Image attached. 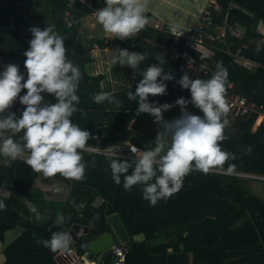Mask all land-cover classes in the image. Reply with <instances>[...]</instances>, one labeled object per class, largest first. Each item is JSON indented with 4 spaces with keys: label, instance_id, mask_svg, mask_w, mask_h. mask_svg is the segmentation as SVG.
Wrapping results in <instances>:
<instances>
[{
    "label": "trees",
    "instance_id": "1",
    "mask_svg": "<svg viewBox=\"0 0 264 264\" xmlns=\"http://www.w3.org/2000/svg\"><path fill=\"white\" fill-rule=\"evenodd\" d=\"M218 2L221 9L214 11L215 22L231 27L241 25L245 28L246 36L239 37L227 32L224 40L208 39L207 46L213 53L206 54L187 46L185 39L146 24L133 37L136 44L134 52L145 55V60L135 69L137 84L110 92L123 103L121 108L107 101L97 104L91 99L94 94L102 92L104 75L91 74L85 69L89 57L79 40V28L84 16L96 8H103L105 0H92L91 4L74 0L72 7L68 5L69 0H0V45L9 48L7 54L0 48V53L3 52L2 56L9 64L18 65L20 72L27 77L24 52L29 49L32 39L29 29L34 27L35 13L43 8L47 16H42L40 23L53 25L54 32L64 38L66 58L73 65H78L82 74L76 92L80 99L76 105L78 110L70 119L89 132L86 145L105 147L129 139L147 150L149 146L139 140L136 131L144 113L137 114L138 100H129L127 94L135 92L143 79V69L151 65L162 67V72L172 74L174 79L166 83L167 94L150 95V103L155 102L156 98L166 102L178 99L177 81L187 73L189 60L208 67L206 71H192L189 74L191 79H210L216 71V62H222L228 72L225 94L245 95L250 100L264 103V0ZM69 7L72 27L67 26L64 18V12ZM41 13L44 15V12ZM35 27L44 29L42 25ZM247 36L261 43H253ZM131 42L129 38L125 41L126 44ZM164 42L169 47L176 46L180 54L176 59L163 54L161 45ZM184 50L188 51L185 56ZM157 57L163 58L164 63L160 64ZM241 58L252 60L255 64L252 67L245 65ZM187 90L190 99V90ZM26 91L22 89L18 97L26 94ZM41 95L44 97L41 106L57 102L53 94L45 92ZM189 107V112L203 115L191 102ZM25 108L20 102L13 103L5 113H0V119L9 112L19 118ZM174 110L170 120L181 114V110ZM256 116L254 113L231 123L229 112L222 117V120H228V125L223 131L226 139L219 143L222 150L236 157L225 163V170L234 164V171L238 173L264 176V124L254 128ZM22 135L23 132L17 133L13 138L23 143L20 140ZM24 154L29 155L27 151ZM81 155L86 165L83 180L55 175L71 186L60 213L70 218L62 225H54L57 216L46 222H36L31 217L25 198L39 173L20 157L14 161L6 157L0 159V188L10 191L9 194L0 191V200L6 205V209L0 210V241L5 240L9 229L22 228L21 233L5 246V259L0 264H66L59 251L52 252L36 241L50 239L53 232L65 231L72 237L69 250L75 247L83 255L86 244L81 233L85 226L89 227V231L83 233L87 235L85 237L92 238L109 231V215L113 213L120 215L130 234V240L126 243V264H264V197L249 191L243 177L217 173L215 169L204 174L194 168L184 177L178 192L152 206L143 199L141 185H134L130 191H125L123 176L120 185L114 182L109 165L110 158L116 157L86 150H82ZM118 158L129 163L133 160ZM131 171L129 169L127 174H131ZM151 182H155V178ZM98 194H102L106 202L95 207L93 200ZM73 201L84 207L77 211ZM136 235L144 237L139 240ZM94 260L91 258V261Z\"/></svg>",
    "mask_w": 264,
    "mask_h": 264
},
{
    "label": "clouds",
    "instance_id": "2",
    "mask_svg": "<svg viewBox=\"0 0 264 264\" xmlns=\"http://www.w3.org/2000/svg\"><path fill=\"white\" fill-rule=\"evenodd\" d=\"M149 0H105V6L96 11L98 23L105 33L120 39L136 36L147 24L145 13L148 11ZM32 39L30 47L24 52L26 60L27 79L20 72L16 64H8L0 73V113H5L16 100L22 89L26 94L19 96V102L26 108L19 118L15 113L0 119V156L14 161L25 151L29 153L24 162L35 172L44 177L60 174L66 179L81 181L85 175V163L82 162L81 151L85 149L90 138L87 130H82L74 124L70 117L78 110L76 105L80 99L76 94L82 74L78 65H73L66 58L64 38L54 32L53 25H47L43 30L39 27L29 29ZM175 36L176 26L171 27ZM181 35V34H180ZM160 64L163 58L157 57ZM145 60V55L129 52L127 49H116L111 57L112 65H128L138 69ZM143 79L139 81L135 92H128L129 100H138L137 114L149 113L156 122L162 123L166 133L171 134V145L165 152V144L157 136L155 146L144 150L130 146L135 158L129 163L118 157L110 158L112 179L117 185L121 184L130 191L134 185H141L143 199L154 206L160 199H167L178 192L184 177L194 168L204 174L213 169L217 173L231 174L235 165L230 164L225 170L224 165L230 159H236L235 154L222 150L220 141L226 139L223 134L228 120L223 119L229 112L225 100L227 69L222 62H216V71L210 79H191L185 73L178 81L182 88L190 90V101L181 97L174 104L181 107V114L172 120H164L163 111L169 110L173 104L164 103L157 106L150 103L148 97L167 94V85L163 81L174 79L173 75L162 72V67L151 65L142 71ZM160 77V81H158ZM22 81H24L22 83ZM53 94L56 103L41 106L44 97L41 93ZM91 99L97 103L115 104L123 107V103L107 92L94 94ZM191 102L200 109L201 115L187 110ZM23 132L17 142L13 137ZM11 133V135H5ZM164 153L161 155V153ZM95 162L93 161V166ZM132 169L131 174H127ZM159 173V175H158ZM155 178V182L153 181ZM53 190L59 191L55 186ZM73 205L79 209L83 204ZM6 205L0 200V210ZM32 212H36L33 205H29ZM41 219L38 214L36 217ZM57 215L54 225H62L66 219ZM98 218V216H97ZM72 237L68 232H53L50 239H38L52 252H67Z\"/></svg>",
    "mask_w": 264,
    "mask_h": 264
},
{
    "label": "crops",
    "instance_id": "3",
    "mask_svg": "<svg viewBox=\"0 0 264 264\" xmlns=\"http://www.w3.org/2000/svg\"><path fill=\"white\" fill-rule=\"evenodd\" d=\"M87 2L91 4L92 0H87ZM216 4H219L218 0H149L148 11L145 13V16L147 17V21H148L147 25L152 26L157 21H162L167 25L177 24L179 26L191 27L194 24H196V22L199 20L202 10L204 8L209 7L213 9V7H215ZM97 10H99V8H96L90 14L85 15L83 18V23L79 28L80 43L82 44V47L85 49L86 55L89 57L84 67L91 74L104 75V78L101 81L102 92L110 93V92L121 91L122 89L125 88H130L137 84V76L135 73V69H132L128 65H120L119 63L112 65L111 57L113 55V51H115L116 49H127L129 52H134V48H130V45L134 42L133 41L134 39L133 37L129 38L131 39L132 42L130 44H126L125 41H127L128 38L120 39L118 37H112L111 34L109 33H105L102 26L97 21L96 18ZM215 10L217 11V9H214V11ZM227 29L228 32H231V34L233 35L239 37L246 36L245 28L242 27L241 25H236L234 27L227 25ZM248 39L256 44L261 43V41L258 39L249 38V37ZM162 45L161 47L163 48ZM194 49L206 54L213 53V50L207 46V43L203 47V50L197 48ZM163 54H164V49H163ZM241 60L242 62H244L245 65H248L250 67H252L255 64L252 60L246 58L245 59L241 58ZM192 71H195L193 69V64L188 63L186 67L187 74L189 75ZM180 87L182 86L179 83H177L176 92L178 98L180 97V93H179ZM183 94L188 95V90L186 89V93ZM127 140L132 142V140L129 139ZM127 140H122L121 142ZM52 187L53 186H38V184L35 181V183L30 188V191L25 198V202L27 203L28 207L31 204L37 210L36 212L30 211L31 217L36 222H46L56 217L58 214L60 215L61 208L63 207L65 201L67 200L68 194L71 190V186H69L67 194L62 195L65 196L64 202L59 206L58 199H60V194H55V191L52 189ZM0 191L4 194L10 193L9 190H5L2 188H0ZM45 191H49L50 194L53 195V197L46 198ZM38 214L41 217V219L39 220L36 218ZM21 231L22 228L20 226L9 229L6 232L5 240L0 241V247H1L0 263L5 259L3 253L5 246L9 244L11 241H13L21 233ZM78 235L76 236V238H78ZM143 237H144L143 235H136V238L139 240L143 239ZM74 241L76 242V239ZM72 250L79 256V259L74 261L73 264H88V263L95 264V260L91 261L87 259L88 256L95 259L91 252H85L83 255L82 254L80 255L75 247ZM110 255L111 254L108 253L100 264H110V258L108 259Z\"/></svg>",
    "mask_w": 264,
    "mask_h": 264
},
{
    "label": "built area",
    "instance_id": "4",
    "mask_svg": "<svg viewBox=\"0 0 264 264\" xmlns=\"http://www.w3.org/2000/svg\"><path fill=\"white\" fill-rule=\"evenodd\" d=\"M73 1L74 0H69L68 5L70 7H72ZM81 1L88 3L87 0H81ZM70 7L67 8L64 12V18H65V21L68 27L73 26V22L70 18V12H71ZM231 7H233V5H231ZM214 9L220 10L221 6L219 4H216L215 7H213V9L209 7L204 8L202 10L199 20L196 22V24H194L191 27L179 26L177 24L167 25L162 21H157L152 26H154L155 28L159 30L167 32L171 35H173L171 32V27L176 26L177 32L175 34V37L185 39L186 45L189 47L203 50V47L205 46L206 41L208 39L224 40L228 32L227 24H220V23L215 22ZM136 35H138V33ZM135 46L136 44L133 42L130 45V48H134ZM162 46L164 49V54H167L170 58L178 57L179 53L177 52V48L175 45L169 47L166 44V42H164ZM187 53L188 51L184 50L183 55H187ZM188 63L193 64V69L195 71L202 72L208 69V67L205 64L200 63V62H194L192 60H189ZM167 82L168 81H163V83L165 84ZM181 97L190 101L187 94H181L179 98ZM225 100L228 104L229 113H230V116L233 117V120L247 118L255 113L257 114L256 120H258V122H256L255 120L256 124L258 125L262 123L264 124V103L257 102L255 100H250L247 96L236 94V93L225 94ZM175 101H176L175 99H172L169 102L162 101L160 99H155V102L158 105L169 103V104L174 105L171 108L181 110V107L179 105L174 104ZM189 105H190V102L186 106L187 109H190ZM131 145L143 151L138 144L128 141V140L122 143H114L112 145L105 146V147L86 145L84 150L88 152H98V153H102V154L113 156V157L134 159L135 154L131 152V149H130ZM105 202H106V198L102 194H98L93 200V206L99 207ZM127 252H128V248L126 246V243L121 242L120 240H115L114 244L112 245L111 251H110V254L112 255V264H126ZM60 253L62 254V257H64L66 264H73L74 261L79 259L78 254L73 252L72 249H70L67 252H63V253L60 252Z\"/></svg>",
    "mask_w": 264,
    "mask_h": 264
},
{
    "label": "rangeland",
    "instance_id": "5",
    "mask_svg": "<svg viewBox=\"0 0 264 264\" xmlns=\"http://www.w3.org/2000/svg\"><path fill=\"white\" fill-rule=\"evenodd\" d=\"M41 12H44L42 15ZM48 12V11H47ZM42 16L45 17L47 16L46 10L43 11V8L39 9L36 13H35V18H34V24L33 26H43V28H45L46 26H44L43 23L41 22ZM30 45V44H29ZM0 48H3L5 53H8V46L6 45H0ZM3 52L0 53V73H2L5 69L6 66L9 64V61L7 59H4ZM24 79L26 80L27 77H24ZM179 93L180 95L183 93H186V89L180 87L179 88ZM19 103V97L16 98V100L13 103ZM173 108H170L167 111H163L162 115L164 120H170V116L172 114V112H174L175 110H171ZM11 113V112H9ZM233 117L230 116L229 117V122H233ZM256 122H258V120H256ZM256 122L254 123V127H258L259 125L256 124ZM137 131V135L140 137L139 140L141 142H143V144L149 146V148H152L155 146L156 143V139L158 134L160 133V139L161 141L165 144V152L167 150V148L171 145V134L166 133L164 131V129L162 128V123L160 122H156L154 117L149 114V113H144L142 115V118L139 122V126L136 128ZM118 143H122L121 141H119ZM164 153L162 152L161 155H163ZM24 157H26V155L23 153V155L20 157L22 159H24ZM3 157L0 156V159H2ZM226 173V172H225ZM231 174H236L239 175L241 177H243L245 180V186L249 189V191L256 193L259 196L264 197V176H258L255 174H248V173H241V172H236L234 171ZM36 183L38 184V186H55L57 189H59V191H55V194H60V199H58L59 201V206L64 202L65 196H62L63 194H67L68 192V188H69V184L57 179L55 176L53 177H44L42 173H39L37 179H36ZM53 189V187H52ZM48 190V189H47ZM50 191V190H49ZM49 191H45L46 192V198H52L53 195L50 194ZM57 192V193H56ZM79 236V235H78ZM85 236H87L86 234H82L81 237L84 238ZM1 248V247H0ZM95 258V264H99L98 263V256L92 254ZM110 258V264H112V255H110L108 257V259ZM84 260V259H82Z\"/></svg>",
    "mask_w": 264,
    "mask_h": 264
},
{
    "label": "water",
    "instance_id": "6",
    "mask_svg": "<svg viewBox=\"0 0 264 264\" xmlns=\"http://www.w3.org/2000/svg\"><path fill=\"white\" fill-rule=\"evenodd\" d=\"M109 221L111 224L109 231L103 232L92 238L84 237L83 239L86 244L85 252H91L92 254L97 255L99 264L103 261L105 256L110 253L115 240H120L124 243H127L130 240V234L118 213L110 214ZM88 231L89 227L85 226L82 234L87 233Z\"/></svg>",
    "mask_w": 264,
    "mask_h": 264
},
{
    "label": "bare ground",
    "instance_id": "7",
    "mask_svg": "<svg viewBox=\"0 0 264 264\" xmlns=\"http://www.w3.org/2000/svg\"><path fill=\"white\" fill-rule=\"evenodd\" d=\"M87 259H88V260H91V257H90V256H88V257H87ZM87 263H88V262H87ZM88 264H89V263H88Z\"/></svg>",
    "mask_w": 264,
    "mask_h": 264
}]
</instances>
